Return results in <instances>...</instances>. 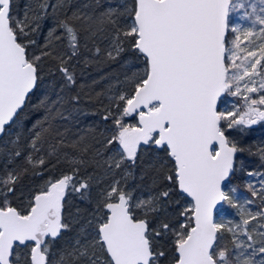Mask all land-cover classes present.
<instances>
[{
    "label": "snow or ice",
    "instance_id": "obj_1",
    "mask_svg": "<svg viewBox=\"0 0 264 264\" xmlns=\"http://www.w3.org/2000/svg\"><path fill=\"white\" fill-rule=\"evenodd\" d=\"M13 2L0 0V134L19 122L43 79L46 61L56 62L64 87H70L76 83L70 62L81 48L91 51L88 42L95 44L100 34H108V60L131 50L143 66L127 78L130 91L110 97L114 102L105 109L103 119L111 120L112 134L104 148L115 145L105 163L113 176L117 170L122 175L101 190L87 222L92 231L82 227L59 258L51 251L70 227L62 214L66 195L76 192L85 198L91 188L94 177L87 173V160L64 153L71 172L49 177L27 207L13 206L9 195L29 167L13 169L0 177V264H22L23 249L28 250L23 264H161L168 252L158 238L171 240V264H264V171L246 173L259 181L247 184L252 198L242 202L237 188L229 185L238 170L236 155L246 149L228 135L264 123V0L248 4L251 12L240 17L250 21L247 27L230 24V14L245 9L246 0H128L99 14L78 9L71 15V0H42L31 9V18L26 12L23 20L14 14ZM49 8L54 24L36 54L31 33ZM101 54L95 47L94 57ZM224 97H237L241 103L221 110ZM46 101L37 105L46 115L33 124L25 156L33 175H42L36 171L46 166L40 153L52 134V121L62 117L56 105L63 97L52 104ZM55 135L61 139L49 144L47 156L56 155L59 163V147L65 145L63 134ZM153 146L170 161L156 168L153 183L166 181L169 186L134 198L127 189L130 169ZM79 151L82 156L88 148ZM255 154L264 166V147ZM21 155V149L14 151L15 157ZM174 191L190 198L189 206L175 224L150 226L153 214L166 210L165 201ZM253 204L255 210L246 207ZM224 205L237 209L238 221L224 217Z\"/></svg>",
    "mask_w": 264,
    "mask_h": 264
},
{
    "label": "trees",
    "instance_id": "obj_2",
    "mask_svg": "<svg viewBox=\"0 0 264 264\" xmlns=\"http://www.w3.org/2000/svg\"><path fill=\"white\" fill-rule=\"evenodd\" d=\"M41 2L42 0H14L13 12L21 20L25 19L27 12L30 19L31 9L36 8ZM56 2L57 0H49V3ZM125 2L128 0H98V2L97 0H71L67 8L69 15L78 9L88 13L95 10L96 14H99ZM85 5L88 7L86 8ZM53 24L51 8H49V15L39 21V28L36 32L31 33L32 39L36 41V45L32 46V50L36 54H39L40 48L45 44L48 31ZM107 35V32L98 35L95 38V44L89 41L88 48L91 51L81 48L80 55L70 62V70L74 72L76 81L70 87H64L65 81L62 74L55 70L56 62L47 60L42 72L43 79L34 90L19 122L7 127L0 139V177L5 176L13 169L29 167V172L17 183L14 193L9 195L12 205L15 207H27L28 201L40 191L41 186L49 177L56 179L71 172L72 168L65 161L64 153H67L69 157L77 156L89 162L87 173L92 174L94 179L86 197L81 198V193L76 192H69L66 195L62 214L70 227L52 245L51 251L57 254V258L61 251L71 247L82 227L86 232L92 231L87 222L93 218L101 190L106 189L113 179H120L122 175V170H117L113 176L105 163L113 155L115 145L107 150L104 148L106 138L112 134V122L104 120L103 116L105 109L114 102L110 100V97L114 98L121 92L130 91L131 84L127 78L131 77L133 72L141 69L143 65L131 50H125L115 60H108L105 50L109 47V39L104 38ZM97 46L101 48L102 54L99 57H94L93 53ZM86 59L92 62L85 63ZM49 68L53 69L51 73ZM73 96H79V100L73 101ZM45 97H47L48 104L58 101V97H63V101L56 105L62 113V117L56 116L52 121V134L47 137L44 150L40 153L46 158V166L38 168L36 171L42 172V175H33L31 166L25 164V156L29 151L27 145L31 139L33 124L46 115L45 108L37 107L41 99ZM233 99L236 103H241L239 98L233 97ZM128 122L134 123L133 120ZM56 132L63 134L62 139L65 145L59 147V163H57L56 155L47 156V152L50 151L49 144L55 146L61 139L55 135ZM228 135L238 140L240 145L246 149L236 155L238 170L232 176L230 186L237 188L241 201L251 199L247 184L251 182L258 185L259 178L249 177L246 173L254 170L264 171L259 156L255 154L259 147H264V123L254 125L244 133L233 130ZM73 143L77 144L76 148L70 146ZM84 147H87L88 151L81 156L79 149ZM18 148L22 150V155L15 157L14 151ZM97 151H99V155L96 154ZM165 163H170V161L164 152L156 150L154 146L145 149L143 159L138 160L135 168L130 169L132 176L127 180V189L133 192L134 198H147L150 194L165 190L169 186L166 181L157 180L155 184L153 183L156 177V168ZM80 175H85L83 168ZM257 203H259L258 200ZM165 204V211L153 214L150 226H156L160 222L175 224L180 219L179 212L189 206L190 201L178 191H174L170 201H165ZM246 207L255 210L256 204L246 205ZM223 210L230 214L235 213V218L239 220L237 209L224 205ZM158 240L162 250L168 252V256L162 259L161 264H171L172 253L169 251L171 240L168 238H158ZM229 246L231 245L229 244ZM27 251V249L20 251L22 264Z\"/></svg>",
    "mask_w": 264,
    "mask_h": 264
},
{
    "label": "rangeland",
    "instance_id": "obj_3",
    "mask_svg": "<svg viewBox=\"0 0 264 264\" xmlns=\"http://www.w3.org/2000/svg\"><path fill=\"white\" fill-rule=\"evenodd\" d=\"M237 2H240V0H237ZM254 2H256V0H246L245 9H240V10H238L236 12L231 13L230 14V24L231 25H242V26H245V27L249 26L250 21L249 20H241L240 17L243 15L244 11L251 12V8L248 7V4H251V3H254ZM259 27H260V25H257V30L259 29ZM257 43H259V41H257ZM244 46H247V41H245V45ZM233 103H236V101L233 99V97H224V98H222L221 110H223L226 105L228 107H231V105ZM236 104H238V103H236ZM229 187H231V186L229 185ZM236 195H237L238 198H240V195L238 194V192L236 193ZM236 212H238V211H236ZM223 215H224V217H226L228 219H232L234 221H238L235 218L236 217L235 213L234 214H232V213L230 214L228 211L223 210ZM217 218H219V217H217Z\"/></svg>",
    "mask_w": 264,
    "mask_h": 264
},
{
    "label": "water",
    "instance_id": "obj_4",
    "mask_svg": "<svg viewBox=\"0 0 264 264\" xmlns=\"http://www.w3.org/2000/svg\"><path fill=\"white\" fill-rule=\"evenodd\" d=\"M7 128V126H6ZM4 134V133H3ZM3 134H0V139L2 138ZM185 197V196H184ZM187 198V197H186ZM190 201V198H187ZM191 202V201H190Z\"/></svg>",
    "mask_w": 264,
    "mask_h": 264
}]
</instances>
